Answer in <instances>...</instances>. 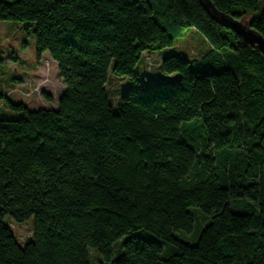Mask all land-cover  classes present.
I'll return each instance as SVG.
<instances>
[{"label": "trees", "instance_id": "16d2710c", "mask_svg": "<svg viewBox=\"0 0 264 264\" xmlns=\"http://www.w3.org/2000/svg\"><path fill=\"white\" fill-rule=\"evenodd\" d=\"M209 1L264 37V0ZM4 20L33 27L64 90L56 108L13 101L0 57V264H92L88 248L102 264H264L261 52L202 0H0ZM189 28L204 51L163 57L179 78L147 83L143 54ZM110 75L130 84L117 109ZM5 215L33 218L31 238Z\"/></svg>", "mask_w": 264, "mask_h": 264}, {"label": "rangeland", "instance_id": "374dc122", "mask_svg": "<svg viewBox=\"0 0 264 264\" xmlns=\"http://www.w3.org/2000/svg\"><path fill=\"white\" fill-rule=\"evenodd\" d=\"M261 6L264 1H261ZM204 37L195 29L189 28L183 36L175 39L170 47L145 52L139 66L141 74L146 75L147 83L155 81L174 82L179 74H164L160 68L163 57L178 55L184 58L198 57L206 47ZM33 27L25 22L0 21V57L3 58V77L5 94L15 102H23L30 108H56L58 99L64 90V84L58 75L57 64L44 53L37 60L35 54ZM148 74V75H147ZM11 79V80H10ZM130 85L123 78L109 76L107 90L115 109L118 108V96ZM48 97L51 100H48ZM16 117V114H11ZM3 221L12 229L16 239L23 244L32 236L33 218L17 222L5 215ZM92 264H102L97 259V251L88 248Z\"/></svg>", "mask_w": 264, "mask_h": 264}, {"label": "water", "instance_id": "95a60500", "mask_svg": "<svg viewBox=\"0 0 264 264\" xmlns=\"http://www.w3.org/2000/svg\"><path fill=\"white\" fill-rule=\"evenodd\" d=\"M202 3L214 20L229 27L244 44L253 46L264 55V37L253 30L246 20L234 19L231 16L219 12L209 0H202Z\"/></svg>", "mask_w": 264, "mask_h": 264}]
</instances>
